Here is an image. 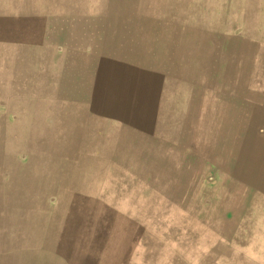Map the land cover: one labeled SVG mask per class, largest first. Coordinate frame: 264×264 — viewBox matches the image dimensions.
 Instances as JSON below:
<instances>
[{
	"label": "rangeland",
	"instance_id": "obj_1",
	"mask_svg": "<svg viewBox=\"0 0 264 264\" xmlns=\"http://www.w3.org/2000/svg\"><path fill=\"white\" fill-rule=\"evenodd\" d=\"M63 1L0 0V264H135L150 241L264 264V78L246 40H264V0H212L179 30L148 0H84L89 19Z\"/></svg>",
	"mask_w": 264,
	"mask_h": 264
},
{
	"label": "crops",
	"instance_id": "obj_2",
	"mask_svg": "<svg viewBox=\"0 0 264 264\" xmlns=\"http://www.w3.org/2000/svg\"><path fill=\"white\" fill-rule=\"evenodd\" d=\"M211 1L212 0H148V5L156 7L158 15L160 12L162 13L161 15H166L163 17L159 16L161 20L164 18L167 20L171 19V22L175 24L176 29L179 30L185 28L187 23H190L192 16H195L196 14H208L210 12ZM229 1L230 0H219V6L226 8ZM108 2H110V0H108ZM61 4L66 8L65 11H68L67 14H79V19L95 18L101 15V12L99 11H88L87 2L84 0H65ZM159 17H156V19L153 18V21L157 22V20L160 19ZM261 36V34L257 35L259 39H246L247 42L255 48V54L257 55L256 58H254L255 64L257 63L255 66L257 70L255 77L259 79L260 77L264 78V40L260 39ZM29 83L30 80L27 81V85H29ZM32 84V91H35L34 81ZM18 85L19 80L13 83L11 80L9 83L11 91L13 92L18 89ZM22 85L24 87L25 84L23 83ZM253 226H255L256 232L251 235L250 255L252 260L264 262V221L256 222ZM234 236L236 237V234ZM146 238L147 236L144 237V239ZM225 244L226 245H223L226 248L228 246V240H226ZM147 245L148 247L145 249V252L142 254L135 253V264H164L165 261L168 262V258L170 259L169 261L171 264H193L192 262H195L192 258L188 261L182 259L180 253H178V249H174V243H172L173 250L171 249V254L167 253L168 255L162 253L159 246H156L151 241ZM211 254L212 253H208L206 257H204L205 261L213 263V255ZM220 255L219 262L222 263L228 261V258L225 257L227 254L223 253ZM216 262L217 257L214 258V263L216 264Z\"/></svg>",
	"mask_w": 264,
	"mask_h": 264
},
{
	"label": "bare ground",
	"instance_id": "obj_3",
	"mask_svg": "<svg viewBox=\"0 0 264 264\" xmlns=\"http://www.w3.org/2000/svg\"><path fill=\"white\" fill-rule=\"evenodd\" d=\"M86 259V258H85Z\"/></svg>",
	"mask_w": 264,
	"mask_h": 264
}]
</instances>
